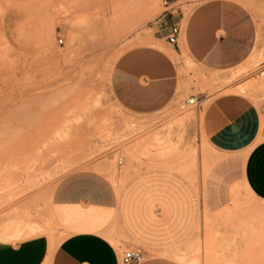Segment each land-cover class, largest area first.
Masks as SVG:
<instances>
[{
  "label": "rangeland",
  "instance_id": "obj_1",
  "mask_svg": "<svg viewBox=\"0 0 264 264\" xmlns=\"http://www.w3.org/2000/svg\"><path fill=\"white\" fill-rule=\"evenodd\" d=\"M184 1L187 13L201 0ZM240 1L264 13V0ZM163 10L161 0H0V210L18 207L0 222L4 238L47 233L52 250L51 214L36 218L73 170L104 174L119 194L136 173L154 168L198 186L214 162L203 131L205 100L237 94L260 106L264 51L255 48L226 72L205 71L184 51L172 52L183 94L151 115L120 108L108 92L111 68L127 49L151 42L148 27ZM191 95L197 105L182 108ZM261 227L264 204L239 187L225 213L204 214L174 256L182 264H264V234H242ZM244 243L246 258L228 251Z\"/></svg>",
  "mask_w": 264,
  "mask_h": 264
},
{
  "label": "crops",
  "instance_id": "obj_2",
  "mask_svg": "<svg viewBox=\"0 0 264 264\" xmlns=\"http://www.w3.org/2000/svg\"><path fill=\"white\" fill-rule=\"evenodd\" d=\"M168 2L172 8L148 27L146 38L151 42L127 49L111 68L108 92L127 112L155 114L183 94L181 66L172 52L184 51L205 71L226 72L247 61L255 48L264 51V13L259 5L201 0L185 13L183 6L189 1ZM173 24L180 29L177 45L166 40ZM205 101L203 131L214 162L198 186L171 170L154 168L136 173L119 194L96 170L70 171L57 181L45 212L36 218L43 222L50 212L53 249L47 233L15 240L4 238L0 228V264H120L127 248L141 252L139 264H182L174 253L192 241L204 214L225 213L239 187L264 204L260 106L237 94ZM15 208L11 204L0 210V222ZM256 229L242 234H264L262 227ZM244 244L228 251L246 258L249 247Z\"/></svg>",
  "mask_w": 264,
  "mask_h": 264
},
{
  "label": "built area",
  "instance_id": "obj_3",
  "mask_svg": "<svg viewBox=\"0 0 264 264\" xmlns=\"http://www.w3.org/2000/svg\"><path fill=\"white\" fill-rule=\"evenodd\" d=\"M163 7L165 8L164 11L172 8V6H170L168 0H161ZM180 32L179 26L178 24H173L170 29L169 32L166 36V40L169 44L172 45H177V37L178 34ZM59 42H62V40L60 39ZM198 103V98L191 95L188 98L184 99L181 102V107L185 108V107H191V106H196ZM260 109L262 110L263 114H264V98L262 99V101L260 102ZM118 162L121 163L122 159L119 158ZM143 259V256L141 254V252L136 251L134 249L131 248H127L122 250L121 255H120V264H139Z\"/></svg>",
  "mask_w": 264,
  "mask_h": 264
},
{
  "label": "bare ground",
  "instance_id": "obj_4",
  "mask_svg": "<svg viewBox=\"0 0 264 264\" xmlns=\"http://www.w3.org/2000/svg\"><path fill=\"white\" fill-rule=\"evenodd\" d=\"M7 64H8V63H7ZM10 68H11V67H10ZM262 80H263V79H262ZM178 100H180V99H178ZM104 137H105V136H104ZM87 140H88V139H87ZM111 140H112V139H111ZM149 140H150V139H149ZM139 142H140V141H139ZM109 143H110V142H109ZM135 145H136V144H135ZM129 148H131V147L129 146V147H127L126 149H129ZM131 151H132V150H131ZM132 152H133V151H132ZM127 154H129V153H127ZM132 155H133V154H132ZM129 156H130V155H129ZM170 167H171V166H170ZM168 168H169V167H168ZM168 168H167V169H168ZM176 169H177V168H176ZM100 170H101V169H100ZM107 172H108V171H106V173H107ZM110 172L113 173L112 171H110ZM108 174H109V173H108ZM108 174H107V175H108ZM32 175H33V174H32ZM110 175H111V174H110ZM113 175H114V174H113ZM183 177H184V176H183ZM112 178H113V177H112ZM32 217H33V216H32ZM32 217H31V218H32ZM190 263H191V262H190Z\"/></svg>",
  "mask_w": 264,
  "mask_h": 264
}]
</instances>
